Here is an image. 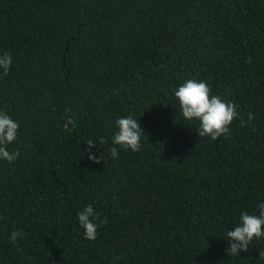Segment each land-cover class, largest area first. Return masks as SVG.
<instances>
[{
    "label": "trees",
    "instance_id": "trees-1",
    "mask_svg": "<svg viewBox=\"0 0 264 264\" xmlns=\"http://www.w3.org/2000/svg\"><path fill=\"white\" fill-rule=\"evenodd\" d=\"M4 53L20 156L0 160V264H264V238L227 252L264 202V0H0ZM188 79L237 106L229 135L183 119ZM127 116L141 148L113 158ZM89 204L107 218L95 241L76 215Z\"/></svg>",
    "mask_w": 264,
    "mask_h": 264
},
{
    "label": "clouds",
    "instance_id": "clouds-1",
    "mask_svg": "<svg viewBox=\"0 0 264 264\" xmlns=\"http://www.w3.org/2000/svg\"><path fill=\"white\" fill-rule=\"evenodd\" d=\"M12 65V57L8 53L0 55V77L7 76ZM174 97L178 101L181 115L185 121H196L198 137H210L213 141L221 136L230 134V126L237 119V106L234 103L222 99L218 95H212V90L204 80L188 79L183 82L175 91ZM254 119V115L249 113L248 122ZM75 127V121H67ZM117 131L112 138V144L118 147L110 149L111 156L118 158L119 149L138 152L141 148L142 128L139 121L132 116L118 118L114 121ZM243 126V122H242ZM19 129L18 122L14 121L6 112L0 111V160L9 163L19 158V151L9 152L8 145L17 139ZM144 132V131H143ZM97 141L92 139L85 143L89 148L95 147ZM104 144L103 138L99 141ZM94 163H99V159L91 154L88 157ZM258 214L242 212L240 223L227 232V240L230 241L227 252L231 256L240 255V252H247L250 243L256 239L264 238V202L257 205ZM77 219L80 227L84 230V239L95 241L97 238V228L99 224L107 223V218L99 220V214L95 212L91 204L77 212ZM99 220V224L96 222ZM22 233L12 231L10 241L15 242L18 237L22 238Z\"/></svg>",
    "mask_w": 264,
    "mask_h": 264
}]
</instances>
